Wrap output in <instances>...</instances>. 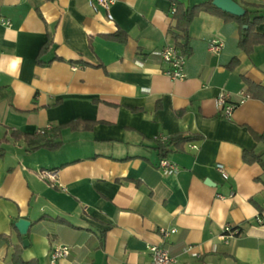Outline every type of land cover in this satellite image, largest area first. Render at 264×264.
<instances>
[{"label":"crops","instance_id":"0c3cea01","mask_svg":"<svg viewBox=\"0 0 264 264\" xmlns=\"http://www.w3.org/2000/svg\"><path fill=\"white\" fill-rule=\"evenodd\" d=\"M235 1L264 15V0ZM110 11L112 20L88 0H0L9 21L0 27V264L12 254L2 235L26 239L22 258L38 264H52L60 245L69 254L54 264H148L150 245L166 247L174 264H264V142L255 138L264 135V99L245 97L247 81L264 87V44L246 54L234 20L200 11L188 27L186 75L171 79L160 54L173 45L171 2L115 0ZM255 30L264 32V18ZM116 31L125 42L106 37ZM222 92L236 105L231 119L218 112ZM75 119L96 124L62 129L55 150L27 151L10 136ZM178 133L200 137L165 156L179 170L164 176L154 137ZM43 169L54 178L40 177ZM225 225L239 233L222 239ZM159 227L176 232L163 239ZM102 232L103 246L90 247Z\"/></svg>","mask_w":264,"mask_h":264},{"label":"trees","instance_id":"16d2710c","mask_svg":"<svg viewBox=\"0 0 264 264\" xmlns=\"http://www.w3.org/2000/svg\"><path fill=\"white\" fill-rule=\"evenodd\" d=\"M172 4V19L173 25L170 27L169 34L173 40V45L180 51V54L187 57L191 54V47L189 45V35L188 27L191 24L194 17L200 12L205 11L214 15L223 17L225 20H234L238 24L239 30V39L238 47L244 51L246 54H251L254 50V47L259 44H264V32H256V26L263 20L264 15L258 14L257 11H251L250 7L259 8L258 5L242 2V6L245 10V13L241 16L233 15L232 13H227L212 4V0H208L202 3L195 4L193 6H188L185 3L179 0H169ZM264 6V5H263ZM110 40L117 42H125L127 36L120 32L116 31L112 34L106 36ZM47 42L40 50L39 54L42 55L48 48ZM38 63H40L38 59ZM237 63V60L234 58L230 62V65L234 66ZM248 82V88L246 95L248 97H258L264 99V87L255 86L252 83ZM257 91V92H255ZM96 124V121H83L80 119L71 120L62 125H56L52 127L48 132L44 131L43 134H27L21 133L18 130H12L10 136L14 139L23 138L27 143V151L37 150L40 148H45L48 150L58 149L61 145L60 132L64 128H70L71 130H76L80 126L84 130H90L93 125ZM199 135L189 134L185 135L181 133L168 136L166 140H154L155 145L154 149L157 151L159 158L167 156L169 153L181 150L184 143L187 141L194 140L199 138ZM257 141L264 142V135H255ZM7 141L5 135L0 139V144H3ZM4 147L0 145V156L3 155ZM243 157L249 161H259L262 162L261 155L254 154L252 152H244ZM9 246H12V254L10 263L11 264H38L36 259L24 260L22 258V239L19 240L17 244H12L9 238L6 235H2ZM103 232L98 237V242L91 238L87 241L88 245L100 248L103 246Z\"/></svg>","mask_w":264,"mask_h":264},{"label":"built area","instance_id":"2783aa9c","mask_svg":"<svg viewBox=\"0 0 264 264\" xmlns=\"http://www.w3.org/2000/svg\"><path fill=\"white\" fill-rule=\"evenodd\" d=\"M115 0H88L89 5L92 7L93 10H97L98 8L105 11L107 18L109 20L113 19L111 16V7ZM9 25V21L2 15H0V27H6ZM222 43L218 40L213 39L209 43V49L213 53H216L220 50ZM162 60L167 64V67L164 69V74L171 79H182L185 77L184 72V64L186 57L180 54V51L172 44L166 45L161 51ZM245 97H248L245 94ZM229 95L225 92H222L216 98V106L218 109L219 114L225 119H231L233 111L235 109V104L229 100ZM243 100H240L242 102ZM49 127L46 129H40L37 133L43 134L45 130H48ZM166 136L164 135H156L154 140L164 141L166 140ZM192 148H196V145H190ZM157 167L163 172L164 176H170L171 174L177 172L179 170V166L174 162L168 160L166 157H162L157 162ZM216 171L221 175L223 178H227L228 175L225 171L224 165L222 163L215 164ZM38 174L40 177L44 179H53L56 172L53 170L43 169L39 170ZM217 197L222 198L223 195L217 194ZM237 227H233L231 225H225L223 228V232L221 234V238L226 240L236 234L239 233ZM158 234L163 238H167L172 233L176 232V228H166V227H159L157 229ZM148 250L151 253V258L148 264H174L176 262V258L169 253L166 247L163 245H150L148 246ZM69 254V247L67 245H60L55 246L50 250V261L54 264L55 260L61 257H66ZM194 256L199 257L200 254L193 253Z\"/></svg>","mask_w":264,"mask_h":264},{"label":"water","instance_id":"95a60500","mask_svg":"<svg viewBox=\"0 0 264 264\" xmlns=\"http://www.w3.org/2000/svg\"><path fill=\"white\" fill-rule=\"evenodd\" d=\"M212 4L219 8L220 10L232 13L236 16H241L245 13V10L242 5H240L235 0H212ZM16 228L19 230L20 233L25 234L27 228L29 226V221L23 218H20L15 223ZM28 241L26 239L22 240L23 246H26Z\"/></svg>","mask_w":264,"mask_h":264}]
</instances>
